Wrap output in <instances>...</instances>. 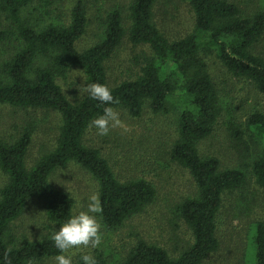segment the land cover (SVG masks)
I'll return each instance as SVG.
<instances>
[{"label": "trees", "instance_id": "trees-1", "mask_svg": "<svg viewBox=\"0 0 264 264\" xmlns=\"http://www.w3.org/2000/svg\"><path fill=\"white\" fill-rule=\"evenodd\" d=\"M33 1L0 0V13L14 26L13 31L0 29V44L11 39L18 43L17 51L0 66V106L54 112L59 127L53 148L40 154L30 167L26 157L32 125H26L13 142L0 140V172L6 177L0 188V264H39L58 254L50 239L52 233L32 240L17 236L12 225L30 201L41 204L46 221L56 228L74 214L72 197L49 181L68 163L78 165L95 180L103 209L97 217L107 232L118 230L154 202L156 190L151 182L143 178L118 180L100 151L83 142L91 121L102 115L105 107L138 118L146 104L154 115L177 116L176 138L168 157L188 172L195 193L179 201L173 213L185 225L191 243L171 257L165 249L137 238L122 264H202L219 249L217 231L223 196L241 189L248 173L261 193L264 209L262 114H249L243 128L228 124L243 161L239 168L221 169L216 157L198 152V144L213 133L222 112L205 57L213 56L228 74L247 81L264 95V57L252 53L264 35V11L244 16L227 0H186L194 17L192 31L169 41L153 22L157 0H130L127 31L121 10L113 7L104 18L100 41L78 51L75 44L87 23L83 4H74L66 25L59 22L36 30L21 15ZM37 1L48 9L55 0ZM125 37L132 46H146L150 56L143 59L133 79L109 87L105 64ZM70 67L82 70L85 86L106 85L114 102L93 100L87 91L78 101H69L57 79ZM246 134L248 142L244 140ZM257 145L261 148L251 162L245 163ZM251 243L249 264H264V222L254 224ZM82 256L72 264H83ZM93 257L96 264H106L101 253Z\"/></svg>", "mask_w": 264, "mask_h": 264}, {"label": "rangeland", "instance_id": "rangeland-1", "mask_svg": "<svg viewBox=\"0 0 264 264\" xmlns=\"http://www.w3.org/2000/svg\"><path fill=\"white\" fill-rule=\"evenodd\" d=\"M77 1L83 4L87 20L84 34L75 44L78 51L100 41L104 18L113 7L121 10L123 28L127 31V6L130 0H55L48 9L35 0L22 11V19L36 30L59 22L66 25L69 12ZM227 1L236 5L244 16L264 11V0ZM153 22L166 39L175 41L192 31L194 17L186 0H157ZM13 27L6 15L0 13V29L13 31ZM17 49L18 43L12 39L0 44V66ZM252 53L264 57V35L254 45ZM149 56L150 51L146 46H132L126 37L123 38L105 64L107 85L113 87L124 80L133 79L138 74L143 59ZM204 60L219 92L222 112L213 133L198 144V152L201 156L216 157L221 169L239 168L243 161L233 145L228 124L243 128L242 124L252 112L264 116V95L256 92L247 81L228 74L213 56H207ZM57 84L71 102L78 101L86 93L83 72L77 67H70L64 77L57 79ZM114 111L118 114L120 125L110 127L106 136L98 135L97 129L90 126L83 142L100 151L118 180L143 178L151 182L156 190V198L141 214L127 220L118 230L107 232L101 227L100 245L96 248L74 249L72 263L80 255L93 256L101 253L106 264H122L137 238L157 245L171 257H176L184 247L190 245L191 238L185 225L173 213V207L195 193L188 172L170 162L168 157L171 144L176 138V113L154 115L148 104L138 118H132L122 110ZM28 124L34 127L26 157V165L30 167L40 154L53 148L59 117L56 113L45 110L0 106L1 141H15ZM244 140L248 142L247 134L244 135ZM259 148L261 145L255 147L245 163L251 162ZM245 170L249 169L246 167ZM5 181L6 177L0 172V188ZM49 181L54 188L72 197L75 203L74 214L86 210L88 197L97 193L95 180L74 163L56 170ZM218 221L219 249L202 264H249L254 224L264 222L262 196L250 173L241 189L223 196ZM53 228L56 227L46 221L43 208L37 201H30L12 225L17 236L32 240L52 233ZM39 264H54V258Z\"/></svg>", "mask_w": 264, "mask_h": 264}, {"label": "clouds", "instance_id": "clouds-1", "mask_svg": "<svg viewBox=\"0 0 264 264\" xmlns=\"http://www.w3.org/2000/svg\"><path fill=\"white\" fill-rule=\"evenodd\" d=\"M88 95L103 104H111L114 98L110 89L100 83H90L85 86ZM120 125L118 114L111 108L105 107L103 114L91 121V126L97 129V134L106 136L110 127ZM103 209L98 193H92L88 197L86 210L67 218L58 229L53 228L50 236L58 254L54 257V264H72V252L79 248H96L102 240L101 225L98 222L97 214ZM83 264H96L91 254L81 257Z\"/></svg>", "mask_w": 264, "mask_h": 264}]
</instances>
